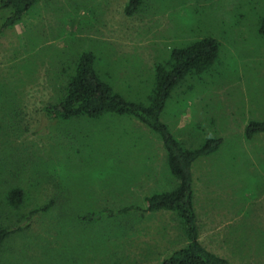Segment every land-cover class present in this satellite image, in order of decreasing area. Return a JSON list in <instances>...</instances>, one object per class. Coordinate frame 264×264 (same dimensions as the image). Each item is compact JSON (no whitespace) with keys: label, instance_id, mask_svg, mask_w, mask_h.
Segmentation results:
<instances>
[{"label":"rangeland","instance_id":"1","mask_svg":"<svg viewBox=\"0 0 264 264\" xmlns=\"http://www.w3.org/2000/svg\"><path fill=\"white\" fill-rule=\"evenodd\" d=\"M127 1L39 0L0 37V224L24 226L0 244V264H159L185 244L172 211L114 215L177 183L151 130L44 109L74 52L90 49L103 79L144 100L154 65L203 37L220 42L218 60L174 87L161 120L187 148L222 139L192 166L200 243L231 264H264V133L244 136L248 120L264 119V0H145L132 16Z\"/></svg>","mask_w":264,"mask_h":264},{"label":"trees","instance_id":"2","mask_svg":"<svg viewBox=\"0 0 264 264\" xmlns=\"http://www.w3.org/2000/svg\"><path fill=\"white\" fill-rule=\"evenodd\" d=\"M38 1L0 0V37L7 29L21 22L23 16ZM144 4L145 0H128L123 12L132 16ZM258 33L264 38V18L260 22ZM220 50V42L213 37H203L181 47L170 48L165 59L154 65V80L147 98L139 100L119 93L110 81L103 79L101 72L95 67L96 56L90 49L84 48L74 52L70 62L64 63L65 80L55 101L44 109L52 119L58 120L77 117L97 120L107 114L132 117L161 140L167 168L176 180V185L171 190L154 191L144 196V208L131 204L114 212L117 216L140 209L143 212L165 210L177 214L186 238L185 244L174 249L159 264H231L227 259L207 250L198 240L193 205L192 166L197 160L215 153L222 139L217 136L206 137L196 147L187 148L161 120L166 101L174 87L180 81L198 77L212 68L218 60ZM33 57H36L35 53ZM104 74L108 76V73ZM259 133H264V119L248 120L244 127L245 138L251 139ZM6 197L13 207H18L23 200L20 188L11 189ZM42 209L33 210L30 215L39 213ZM114 215L112 212L111 217ZM23 228V225L9 228L0 224V244L10 234Z\"/></svg>","mask_w":264,"mask_h":264}]
</instances>
